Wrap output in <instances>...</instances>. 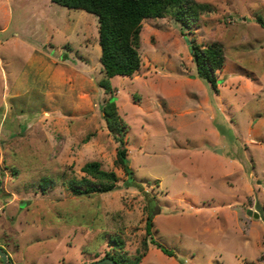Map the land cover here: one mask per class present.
Here are the masks:
<instances>
[{
	"label": "rangeland",
	"instance_id": "1",
	"mask_svg": "<svg viewBox=\"0 0 264 264\" xmlns=\"http://www.w3.org/2000/svg\"><path fill=\"white\" fill-rule=\"evenodd\" d=\"M197 1L212 7L189 28L143 21L140 69L107 92L95 14L0 0V247L14 264H139L152 239L174 255L154 243L145 264H264V221L248 214L264 208V0ZM189 39L223 44L216 88ZM112 96L134 186L103 114ZM92 161L118 187L75 194Z\"/></svg>",
	"mask_w": 264,
	"mask_h": 264
},
{
	"label": "trees",
	"instance_id": "2",
	"mask_svg": "<svg viewBox=\"0 0 264 264\" xmlns=\"http://www.w3.org/2000/svg\"><path fill=\"white\" fill-rule=\"evenodd\" d=\"M68 8H81L95 14L99 20V43L101 46V64L105 77L100 84L107 92H113L110 79L116 75H134L142 65L140 52L142 42L143 21L147 18H164L171 15L183 26L189 28L197 22L201 15L211 9L209 3L197 0H52ZM189 46L197 64L198 73L208 80L215 88L219 81L218 72L225 65V50L220 42L207 45L189 39ZM107 126L119 142L118 161L123 165L128 174L126 186H134L133 171L128 163V149L125 145L127 124L120 116L116 98L110 97L103 108ZM82 170L95 178H84L80 181L73 180L70 187L75 194L103 193L118 187V176L115 171H107L98 161L86 163ZM1 183V181H0ZM155 212L148 215L146 222L147 231L153 226ZM166 254L173 252L152 239ZM143 253L148 249L147 241ZM122 264L126 260H119L113 255H108ZM142 258V255L141 257ZM140 258L138 259L140 262ZM13 263V261L11 260ZM14 264V263H13Z\"/></svg>",
	"mask_w": 264,
	"mask_h": 264
},
{
	"label": "water",
	"instance_id": "3",
	"mask_svg": "<svg viewBox=\"0 0 264 264\" xmlns=\"http://www.w3.org/2000/svg\"><path fill=\"white\" fill-rule=\"evenodd\" d=\"M128 163H129V161H128ZM248 214L250 216H253L256 218H261L264 221V208H263L262 204L260 203V201H256L255 208L250 209L248 211ZM0 258L2 259L4 264H13L11 262V258L9 256V254L2 247H0ZM90 264H122V263H120L119 261H117L116 259H114L112 257H104V258L96 260Z\"/></svg>",
	"mask_w": 264,
	"mask_h": 264
},
{
	"label": "crops",
	"instance_id": "4",
	"mask_svg": "<svg viewBox=\"0 0 264 264\" xmlns=\"http://www.w3.org/2000/svg\"><path fill=\"white\" fill-rule=\"evenodd\" d=\"M153 245H154V243H152V241H150V242H149V248H148V250H147L145 256L143 257V259L141 260V262H140L139 264H145V259H146V257L148 256V254H149L151 251L154 250ZM155 250H156V252H157L158 254H162L161 251H158L157 249H155ZM162 252H163V251H162ZM164 256H166V255H164ZM169 256L173 257L172 255H169ZM98 260H99V259H98ZM93 262H94V261H93ZM174 262H176V260H175Z\"/></svg>",
	"mask_w": 264,
	"mask_h": 264
}]
</instances>
